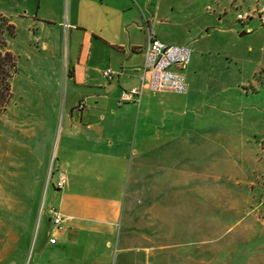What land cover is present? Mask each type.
<instances>
[{
  "label": "rangeland",
  "instance_id": "374dc122",
  "mask_svg": "<svg viewBox=\"0 0 264 264\" xmlns=\"http://www.w3.org/2000/svg\"><path fill=\"white\" fill-rule=\"evenodd\" d=\"M159 5L167 22L154 28L156 35L191 56L186 70L174 69L178 86L162 119L166 144L146 156L151 172L135 176L142 191L127 198L121 177L112 174L119 186L75 194L114 200L121 219L137 220L133 233L144 222L152 261L264 264V0ZM245 13L251 17L242 24L237 16ZM8 44L18 73L0 117V252H7L0 264H35L36 247L50 231L42 205L53 203L66 216V192L55 188L66 170V106L134 105L108 104L98 88L66 84V67L73 69L70 36L57 38L51 57L18 32ZM153 185L165 190L148 189Z\"/></svg>",
  "mask_w": 264,
  "mask_h": 264
},
{
  "label": "crops",
  "instance_id": "0c3cea01",
  "mask_svg": "<svg viewBox=\"0 0 264 264\" xmlns=\"http://www.w3.org/2000/svg\"><path fill=\"white\" fill-rule=\"evenodd\" d=\"M160 1L0 0V14L26 36L29 44L50 51L49 57L57 38L64 37L62 24L69 23L66 38L71 37L73 69L68 67L66 84L72 81L98 88L102 90L99 98L108 104L119 102L124 91L142 90L140 103L136 98L129 101L134 106H85L82 111L78 106H66L62 138L68 185L62 193L66 192L67 219L61 232L48 234L46 242L36 247L35 264L164 263L158 257L152 261L155 249L150 245L151 236L145 234L144 222L136 224L140 231L133 233L137 220L121 219L122 210L114 200L102 194L88 195L84 200L75 194L119 186L117 179L110 180L112 174L121 177L127 198L142 191L140 177L135 176L151 172V167L144 165L146 156L166 144L167 126L162 119L164 105L173 100L178 86L174 69L186 70L188 66L180 68L176 62L182 55L189 62L191 56L189 51L174 48L172 55L151 54L147 58V28L154 30L167 22L161 17ZM157 38L164 48L170 47ZM108 68L123 74L109 82L103 76ZM170 130V134L175 133V126ZM89 181L97 185L90 186ZM148 189L163 192L165 187L153 185ZM51 237L57 238L55 244L50 243ZM6 255L0 252V262Z\"/></svg>",
  "mask_w": 264,
  "mask_h": 264
},
{
  "label": "built area",
  "instance_id": "2783aa9c",
  "mask_svg": "<svg viewBox=\"0 0 264 264\" xmlns=\"http://www.w3.org/2000/svg\"><path fill=\"white\" fill-rule=\"evenodd\" d=\"M237 17H238V20L242 22V24H245V22H247L251 16H250V13H245V14H238ZM62 26L64 30V37L66 39V36L70 29V25L68 22L65 21L62 24ZM147 29H148L147 30L148 31V46L146 49L147 58L151 54L160 55V56H169L174 53L175 51L174 48H171V47L164 48L162 46L161 42L156 36L155 31L152 28L148 27ZM188 63H189L188 58L185 55H182L178 58L176 62V66L180 68H186L188 66ZM122 74H123L122 72L115 71L111 68H108L104 70L103 72L104 78L107 79L109 82H113L115 78L122 76ZM68 75H69V71H68V68L66 67V70L64 72L66 82H67ZM141 97H142V90L139 88H134L129 91H124L121 97V101L122 102L133 101L134 98H136L135 101L140 103ZM83 104H84L83 102L79 104V106L77 107L78 111L83 110V108L85 107L83 106ZM51 173H53V170L50 171V174ZM67 185H68V179H67L66 173L61 170V174L59 176L57 184L55 185L56 190L64 192L67 188ZM41 215H46L49 217L50 236L62 231L63 224L67 218L60 212V210L54 204H51L47 209H45L44 205H42ZM49 241L51 244H55L57 242V238L51 237Z\"/></svg>",
  "mask_w": 264,
  "mask_h": 264
},
{
  "label": "trees",
  "instance_id": "16d2710c",
  "mask_svg": "<svg viewBox=\"0 0 264 264\" xmlns=\"http://www.w3.org/2000/svg\"><path fill=\"white\" fill-rule=\"evenodd\" d=\"M16 34V27L0 14V117L12 99V81L18 73L17 58L8 44Z\"/></svg>",
  "mask_w": 264,
  "mask_h": 264
},
{
  "label": "water",
  "instance_id": "95a60500",
  "mask_svg": "<svg viewBox=\"0 0 264 264\" xmlns=\"http://www.w3.org/2000/svg\"><path fill=\"white\" fill-rule=\"evenodd\" d=\"M243 34H246L245 32Z\"/></svg>",
  "mask_w": 264,
  "mask_h": 264
}]
</instances>
